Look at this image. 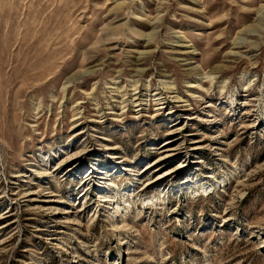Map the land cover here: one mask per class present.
Returning a JSON list of instances; mask_svg holds the SVG:
<instances>
[{"label":"rangeland","instance_id":"obj_1","mask_svg":"<svg viewBox=\"0 0 264 264\" xmlns=\"http://www.w3.org/2000/svg\"><path fill=\"white\" fill-rule=\"evenodd\" d=\"M0 264H264V0H0Z\"/></svg>","mask_w":264,"mask_h":264}]
</instances>
